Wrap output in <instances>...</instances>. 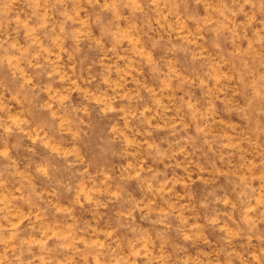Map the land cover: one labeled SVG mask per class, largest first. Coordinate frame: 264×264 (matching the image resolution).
<instances>
[{
  "label": "rangeland",
  "instance_id": "rangeland-1",
  "mask_svg": "<svg viewBox=\"0 0 264 264\" xmlns=\"http://www.w3.org/2000/svg\"><path fill=\"white\" fill-rule=\"evenodd\" d=\"M0 264H264V0H0Z\"/></svg>",
  "mask_w": 264,
  "mask_h": 264
}]
</instances>
